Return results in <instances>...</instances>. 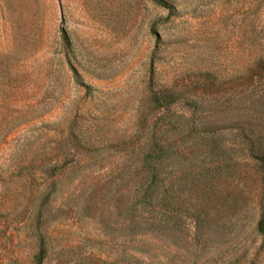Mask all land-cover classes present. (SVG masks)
I'll return each instance as SVG.
<instances>
[{
    "label": "rangeland",
    "instance_id": "374dc122",
    "mask_svg": "<svg viewBox=\"0 0 264 264\" xmlns=\"http://www.w3.org/2000/svg\"><path fill=\"white\" fill-rule=\"evenodd\" d=\"M263 176L264 0H0V264H264Z\"/></svg>",
    "mask_w": 264,
    "mask_h": 264
},
{
    "label": "trees",
    "instance_id": "16d2710c",
    "mask_svg": "<svg viewBox=\"0 0 264 264\" xmlns=\"http://www.w3.org/2000/svg\"><path fill=\"white\" fill-rule=\"evenodd\" d=\"M152 183L153 180H151ZM263 188H264V176H263ZM258 230L261 232V233H264V216H262L260 219H259V222H258ZM38 264H41V260H39V263Z\"/></svg>",
    "mask_w": 264,
    "mask_h": 264
}]
</instances>
